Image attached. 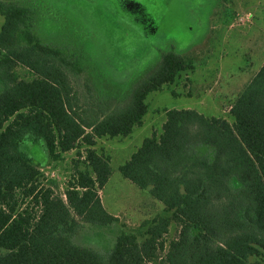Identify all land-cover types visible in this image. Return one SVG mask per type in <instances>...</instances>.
<instances>
[{
  "label": "trees",
  "instance_id": "1",
  "mask_svg": "<svg viewBox=\"0 0 264 264\" xmlns=\"http://www.w3.org/2000/svg\"><path fill=\"white\" fill-rule=\"evenodd\" d=\"M0 264H264V64L231 105L233 118L166 110L161 135L143 141L122 176L164 206V214L120 231L102 253L75 243L83 224L119 223L102 205L110 157L102 138L129 136L143 125L152 92L172 85L193 65L163 53L122 108L95 104L70 84L80 73L34 32L33 12L0 0ZM22 65L30 81L15 75ZM41 139L51 159L86 147L64 195L46 186L21 149L26 134ZM175 226L176 236H165Z\"/></svg>",
  "mask_w": 264,
  "mask_h": 264
},
{
  "label": "rangeland",
  "instance_id": "2",
  "mask_svg": "<svg viewBox=\"0 0 264 264\" xmlns=\"http://www.w3.org/2000/svg\"><path fill=\"white\" fill-rule=\"evenodd\" d=\"M33 12L34 32L44 44L59 48L71 60L77 77L69 81L95 104L120 109L134 88L173 51L193 69L172 85L148 95L143 125L127 136L98 140L96 151L110 157L111 175L100 192L102 205L119 223L109 227L83 224L75 243L107 253L120 231L132 232L142 222L164 214L149 191L125 179L119 168L146 138L161 135L166 110H195L206 117L227 119L241 90L264 64V0H7ZM4 18L0 16V27ZM17 78L33 74L16 66ZM4 85L0 81V93ZM21 149L40 164L46 186L64 195L75 162L86 147L61 160L50 158L44 143L26 134ZM172 226L165 240L176 236Z\"/></svg>",
  "mask_w": 264,
  "mask_h": 264
}]
</instances>
